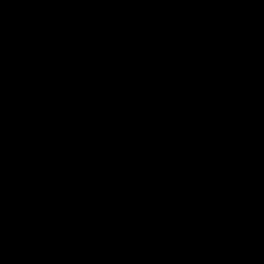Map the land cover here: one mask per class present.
<instances>
[{"label":"water","instance_id":"95a60500","mask_svg":"<svg viewBox=\"0 0 264 264\" xmlns=\"http://www.w3.org/2000/svg\"><path fill=\"white\" fill-rule=\"evenodd\" d=\"M0 264H264V0H0Z\"/></svg>","mask_w":264,"mask_h":264}]
</instances>
